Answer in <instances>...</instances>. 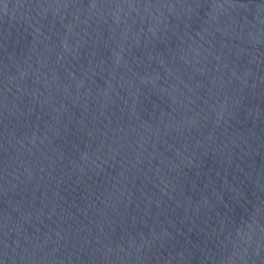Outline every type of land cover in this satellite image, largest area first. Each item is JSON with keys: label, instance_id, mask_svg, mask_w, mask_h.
Segmentation results:
<instances>
[{"label": "water", "instance_id": "1", "mask_svg": "<svg viewBox=\"0 0 264 264\" xmlns=\"http://www.w3.org/2000/svg\"><path fill=\"white\" fill-rule=\"evenodd\" d=\"M0 264H264V0H0Z\"/></svg>", "mask_w": 264, "mask_h": 264}]
</instances>
